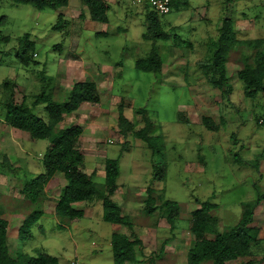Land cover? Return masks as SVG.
I'll use <instances>...</instances> for the list:
<instances>
[{
  "label": "rangeland",
  "instance_id": "obj_1",
  "mask_svg": "<svg viewBox=\"0 0 264 264\" xmlns=\"http://www.w3.org/2000/svg\"><path fill=\"white\" fill-rule=\"evenodd\" d=\"M176 1L172 12L161 16L163 26L167 31L171 30L187 41H192L195 46H178L172 39L158 41L157 51L165 60L164 69L158 74L135 68V61L148 57L154 46L152 41L142 38L146 30V9L142 4L120 0L121 6L109 7L108 35L101 38L96 36L95 30L85 28V21L79 18L83 8L82 0H70L67 7L57 10H38L29 4L16 5L13 0H3L0 3V121L6 113L8 92L3 85L5 80L15 84L17 101L22 100L24 93L40 91L37 86L40 81L33 72L41 69L43 65L47 66L49 75L56 77L54 81L47 82V86L57 85L60 51L54 47L59 43H65L64 50H68L70 44V48L75 51L84 50L85 58L93 61L87 66L97 65L102 79L110 80L113 75H119L122 71V77L116 78L113 84L112 93L115 97H111L108 90L106 93V89L98 87L104 106L103 109L93 106L91 113L95 115L100 111L96 123L106 127L109 124V128L93 131L98 138V157L94 160L87 157L85 167L89 172L90 168H97L95 180L103 183L105 159L120 158L121 175L118 179V189L112 198L118 202L123 214L128 215L133 224V227L129 228L105 221L102 202L97 201L94 204L79 205L82 208L76 207L84 209L86 214L85 217L75 220H59L50 212V208L45 209V214L33 228L32 235L22 240L18 238L15 227H19L31 212L40 209V203L26 200L23 203L26 206L20 211V215L13 214L11 208L3 205L12 190L3 188L2 185L0 217L8 219L10 223L9 245L13 254L25 252L37 256L44 250L59 257L62 264H114L111 237L115 232H122L143 240V245L138 247L139 263L136 264H187V253L196 240L190 229V219L191 211L200 206L196 202L197 199L211 200L219 205L215 213L219 216V228L222 231L240 221L244 210L243 202L257 196L256 184L264 192V158L259 163V170L247 163L254 162L257 155L264 154V122L258 123V120L264 119V92L255 99L246 97L244 83L237 76V71L244 65L242 57L250 56L251 50L246 46L236 45L229 52L227 71L234 91L231 103H227L222 99L220 90L212 86L209 78L197 65V62L205 59L208 50L204 43H200L201 31L198 28H201V22L195 21L196 17L204 15V6H210V15L215 18L219 14L217 9L222 7V16L233 19L240 16L237 21L238 38L264 37V0H240V8L246 3L250 6L247 9H237L235 2L238 3L239 0ZM61 11L65 13L69 25L68 28L55 29ZM243 11L249 14L243 16L239 13ZM260 11L262 13L257 15L262 18L257 20L254 16ZM72 14L79 15L72 19ZM239 20H246L243 21L244 29L240 27ZM215 22L220 24L219 19H215ZM251 28L256 33L251 32ZM25 34H29L31 40L35 41V51L38 55L35 59L38 63H32L30 66L20 64L16 55L19 38ZM70 58L75 60L72 61L73 68L68 73L67 69L63 68L67 74L64 71L62 78L66 76L63 78L64 84L73 87L74 82L85 79L78 75L81 61L76 60L79 57L73 54ZM193 97L196 101H193ZM203 97L206 102L201 100ZM68 98L69 93L66 92L56 97L62 104ZM123 99V111L137 125V129L143 126L142 116L134 113V109H148L154 121L151 134L154 136L155 154L143 140L131 135L127 139L120 138L123 136L119 130L116 134L111 130L110 124L116 125L118 118V106L113 102L120 103ZM180 112L188 115L189 123L178 120ZM35 113L40 116L45 114L40 106L35 108ZM101 114L103 117H100ZM203 115H210L217 123H220L223 117L226 124L222 125L218 132L210 131L202 123ZM74 121L75 119L68 118L62 126H86L84 121ZM93 132L88 130L87 136H92ZM232 133H236V146L231 140ZM2 134L3 137L7 136L4 131ZM125 142H128L129 146L123 150ZM38 143L37 146L25 144V147L32 150L31 153H21L19 150L15 160L22 163L27 157L36 159L39 157V151L44 157L46 148L43 145L46 142L40 139ZM235 151H239L244 158L243 163L234 160ZM1 156L0 154L2 160ZM40 157L43 159L41 155ZM153 163L163 169L162 180L155 179ZM21 174L24 175L22 181L31 178V174L27 175L26 171H21ZM18 186L22 187L21 182ZM149 186L153 188L151 194L156 200V205L161 206L167 200L179 204L181 214L173 230H170L171 225L167 219L161 217L158 212L144 213ZM11 200L13 202V199ZM263 205L264 201L259 206ZM259 212L255 224L263 230L259 237L264 240V208ZM165 240L168 242L160 256V246ZM263 247L264 243L261 248ZM263 254L261 251L244 259V262L264 264Z\"/></svg>",
  "mask_w": 264,
  "mask_h": 264
},
{
  "label": "trees",
  "instance_id": "obj_2",
  "mask_svg": "<svg viewBox=\"0 0 264 264\" xmlns=\"http://www.w3.org/2000/svg\"><path fill=\"white\" fill-rule=\"evenodd\" d=\"M2 1L0 0V3ZM82 2L87 7L92 20L103 23L109 22V7L104 0H82ZM13 3L16 5L29 4L38 10L46 8L57 10L67 6L69 0H13ZM184 3L187 4V2ZM175 4L176 1L172 0L171 11ZM144 7L146 9V30L143 32L142 38L152 41L154 46L148 57L139 58L135 61V68L139 71L158 74L163 71L165 65V60L157 51L156 43L158 41L172 39L178 46L188 44L190 47L193 46V43L171 30L167 31L161 20V16L164 15L159 14L147 4H144ZM261 12H258V14ZM58 18L59 20L54 28H68L69 23L62 13H59ZM79 18L81 20L86 18L84 12L79 15ZM66 33H68V30H66ZM237 33L235 20L232 17L225 16L218 29L217 37L206 42L208 53L205 59L197 62L201 72L209 78L214 88L220 90L222 99L227 103H231V95L234 91L227 71V63L230 56L229 52L236 45L246 46L251 50L250 56L242 57L244 65L237 71L238 78L244 83V95L255 99L260 93L264 92V37L239 39ZM97 35L99 34L97 33ZM54 48L62 52L65 49V43H59ZM16 55L18 62L24 66L38 63L35 60L37 56L35 41L31 40L29 34L19 38ZM119 64L122 65V62ZM46 68L47 66L43 65L41 69L33 72L40 81V84H37L40 91L36 93L32 91V95L24 94L21 101L15 99V84L10 80H5L3 83L8 92L4 122L11 127L29 132L35 139L48 140L50 143L49 149L43 157L45 171L26 181L21 188V192L32 202L38 203L50 179L61 173L66 179V184L55 206V216L59 220L64 218L75 220L85 217V210L76 208L75 204L77 202L94 204L101 201L105 221L129 228L133 227L130 217L123 214L122 207L112 198L118 189V179L121 171L120 158L105 159V181L99 183L95 180L96 171L89 172L86 169L85 156L78 146L79 138L83 133V126L75 124L62 129L57 128V125L64 120L66 115L79 110L83 103H99L101 101L97 83L88 78L74 82L73 87L67 92L69 93L68 100L62 104L55 97L56 85L47 86V82L54 81L56 77L49 75ZM120 74L123 75L122 72ZM30 100L32 102L28 103ZM39 105L44 106L48 120L35 113V108ZM124 105V99L117 105L118 118L116 124L119 132L124 139L131 135L143 140L155 154L154 136L151 134L154 129V121L150 117L148 109L144 107L134 109V113L142 116L143 126L137 129V125L125 115ZM178 120L189 123L188 115L185 112L178 113ZM258 121L262 124L264 119ZM202 123L208 130L218 132L222 125L226 124V120L221 117L220 123H217L210 115H203ZM231 136V140L236 146L238 143L236 133H232ZM128 146V142H125L123 150H126ZM234 155H236L234 159L236 162L240 164L244 162V158L239 151H235ZM263 158L264 154H259L254 162L247 163L259 170V163ZM0 165L6 168L13 167L6 155H3ZM153 169L155 179L162 180L163 169L156 163H153ZM255 187L257 196L250 201L243 202L244 210L240 221L222 231L219 228V216L215 213L219 205L211 202V200H196L200 206L191 211L190 219V229L196 236V240L187 253V264H245L244 259L253 257L261 251L264 253V247L261 248L264 240L259 237L261 228L255 224L260 214L257 208L264 201V192L260 190L258 184ZM152 189V186L147 188L144 213L154 214L158 212L161 217L167 219L171 225L170 230H173L176 228L174 226L181 214L179 204L176 201L167 200L161 206L156 205V200L151 194ZM43 215V208L31 212L20 224L18 238L22 240L29 238L33 233V228L38 225ZM8 228V219L0 217V264H62L59 257L44 250L37 256L25 252L13 254L9 245ZM167 242L165 240L160 246V256L164 253ZM142 245L143 240L139 237L132 238L122 232L113 233L111 248L114 264L139 263L138 247ZM259 248H261L260 251H256Z\"/></svg>",
  "mask_w": 264,
  "mask_h": 264
},
{
  "label": "crops",
  "instance_id": "obj_3",
  "mask_svg": "<svg viewBox=\"0 0 264 264\" xmlns=\"http://www.w3.org/2000/svg\"><path fill=\"white\" fill-rule=\"evenodd\" d=\"M104 1L107 3L108 7H111L113 5H120L121 6L120 0H104ZM174 1H176V0H174ZM69 2H70V0H69ZM235 5H236L237 9L240 8V5H241L240 4V0H239L238 3L235 2ZM262 5H263V1H262ZM67 6H64V7H67ZM248 7H250V6H248L246 3H244L243 7L241 6V8H244V9H247ZM203 8L206 10L204 15L200 16V17H196L195 21L196 22H201V28H198L201 31L200 43L202 42L206 46V42L209 39L217 37L218 29H219L220 25L222 24V19L225 16H222V7L220 9L219 8L217 9V10H219V14L217 15L216 18L210 15V11H211L210 10V6L209 7H205L204 6ZM83 12L86 15V18L83 20V21H85L84 25L88 26V27L86 26L85 28L91 29V30H95L99 34V35H96L97 37L98 36L101 37V38L102 37H107V33H108V30H109L110 18H109V22L108 23H103V22H98V21L92 20L90 18L89 11H88L87 7L84 4H83V8H82L80 13H83ZM108 12H109V10H108ZM239 13L243 14V16H246L247 14H249V13H247L245 11L239 12ZM261 13H259V14H261ZM62 14H63V17L65 18V16H64L65 13L62 12ZM257 14L258 13H256L254 17H256V19L258 20V18L261 17V16L257 15ZM78 15L79 14H76V15L72 14L71 18L72 19L76 18ZM239 17L234 19V20H236L235 25H236V29L237 30H238V22L237 21H238ZM214 18L215 19H219V23L220 24L216 23ZM243 21L246 22V20H239V25H240V27L242 29H244V26H245V25L243 26V24H245ZM177 26H175V27H177ZM216 26H217V28H216ZM247 31H248V33L250 32V30H247ZM251 32H255V31H253V28H251ZM245 38H247V37H245ZM239 39H241V38H239ZM70 45L68 47V50H63L62 52H59V55H60V58L58 60V62H59V71H58V74H57L59 79H58V81H56L57 85H59V86L56 85V87H55L56 90H57L55 92V97L59 96L62 92H66L67 93L72 88L71 86L68 87V86H66L64 84L65 80L63 78H66V76L63 77V78H62V76H63L64 71L66 69H67L66 71L68 73V71H70L73 68L72 63L75 60L70 58V56L72 57L73 54H76L79 57V58H77L76 61H78V60L81 61V65H80L81 69L77 70L78 71V75H82L84 77V79L88 78V79L94 80L97 83V86L99 87V89H106V93H107V90H108L110 96L111 97L112 96L115 97L116 95H114L112 93V91L114 90L113 89V84H115V82H116L115 79L116 78H121L122 77V74L119 73V75H117V74L113 75L110 78V80H105V79L100 78V76H99V68H98L97 65H94V67L93 66H87V64L93 63V61L92 60H87L85 58L84 50L80 49V50H76L75 51V49L70 48ZM194 46L195 45L193 43L192 47H194ZM106 53H107V51H106ZM207 53H208V51H207ZM207 53H206V55H207ZM73 58H75V57H73ZM63 68H65V70H63ZM66 71H65V74H67ZM81 80H77V81H81ZM72 81H74V80H72ZM195 86H197V85H195ZM24 94L26 95L27 93H24ZM32 94H33V92H32ZM194 97H193V101H196V100H194ZM22 99H23V97H22ZM201 100L205 101V97L201 98ZM118 101H119V99H118ZM113 104L114 105L115 104L118 105L119 102H117V103L113 102ZM39 106H40V109L44 110V106L43 105H39ZM93 106H98V107L100 106V109H103V106H104L103 98H101V101L99 102V104L98 103L97 104L96 103H91L90 104V103H86V102L83 103L81 105V107L79 108V110H77L75 113L66 115L64 120L57 126V128H59V129L66 128V127H63L62 124L68 118H72L73 120L75 119L74 123L76 122V119H79L81 121H84V123H86V126H83V133L81 134V136L79 138V144H78V146L81 148V149L80 148L79 149L81 150V152L85 156V160H87V157H89L90 160H94V159H96L98 157L97 156L98 149L96 148V139H98V138H97V136L95 134L96 130L99 129V128L100 129L109 128L108 127L109 124L106 127V126H101V125L96 123V121H97L96 117L99 116L100 111H98L95 115L92 114L91 111H93L92 110ZM44 113L45 114H42L41 117H43L45 120H48V117H47V114H46L45 110H44ZM100 117H103V114H101ZM115 117H117V116L115 115ZM0 122H1L0 123V127H1V129H0V131H1L0 132V154L2 156L6 155L10 159L11 164L13 165L12 168H6V167H2L0 165V187L3 185V188H7L8 187V188H10L12 190V193L7 195V198L3 202V205L11 208V210H13L12 211L13 214L20 215V211L23 209V207L26 206L25 204L23 205V203L26 200H29L21 192V188L23 187V185L25 184L26 181L34 178L38 174L43 173L45 171V167L43 165V159L40 157V155L43 157V155H42L43 153L41 151H39V157L38 158L36 157V159L27 157L25 160H23L22 163L21 162H17L15 160V157L17 159V155H19V150H20L21 153H31L32 150H30L27 147H25V144H28V146H33V145L37 146L39 144L38 143L39 139L33 138L31 136V134L29 132H27V131L20 130V129H17V128L9 126L3 120L0 121ZM116 125L110 124L111 130L115 134L118 132V128H117ZM90 128H92V129H90ZM88 130L91 131V132H93V131H95V132L91 133L92 136H87V135H89V134H87ZM3 131L7 134L6 137H3V134H2ZM120 138H123V137H120ZM44 142H46L45 145H43V143H41V145L45 146L46 151H47L49 149L50 143H49L48 140L47 141L44 140ZM41 145H40V147H41ZM103 159H105V157ZM0 161H1V159H0ZM14 161H16V163ZM40 161H42V163ZM21 171H26L27 175L31 174V178H28L27 180H23L22 181V177H24V175L21 174ZM90 171L91 172L92 171H96V174H98L97 168H94V169L90 168ZM120 175H121V171H120ZM20 182H21V185H22L21 188H19V186H18ZM65 184H66V179L63 176V174H61V173L56 174L55 176H53L50 179V181L47 183V185H46V187L44 189L43 196L38 200V203H40L41 208H43V210H44V214H45V209L49 210V208H50V212L55 215V206H56V203L58 201L60 193H61L62 189L64 188ZM16 189H17V191H14ZM11 199H13V202H12ZM15 201L18 202V203L17 204L14 203ZM81 204H84V202H77L75 204V206L78 207V208H82V207H80ZM258 208H259L258 210L260 211V210H262L264 208V205L262 207L259 206ZM18 229H19V227L16 226L15 230L18 231ZM9 231H10V223H9L8 232ZM262 231L263 230L260 229V233H262Z\"/></svg>",
  "mask_w": 264,
  "mask_h": 264
},
{
  "label": "built area",
  "instance_id": "obj_4",
  "mask_svg": "<svg viewBox=\"0 0 264 264\" xmlns=\"http://www.w3.org/2000/svg\"><path fill=\"white\" fill-rule=\"evenodd\" d=\"M136 4H147L155 9L159 14L165 15L171 12L172 0H131Z\"/></svg>",
  "mask_w": 264,
  "mask_h": 264
},
{
  "label": "clouds",
  "instance_id": "obj_5",
  "mask_svg": "<svg viewBox=\"0 0 264 264\" xmlns=\"http://www.w3.org/2000/svg\"><path fill=\"white\" fill-rule=\"evenodd\" d=\"M110 142H112V140H110Z\"/></svg>",
  "mask_w": 264,
  "mask_h": 264
}]
</instances>
